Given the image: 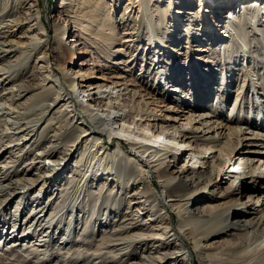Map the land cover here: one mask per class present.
Here are the masks:
<instances>
[{
    "label": "bare ground",
    "instance_id": "1",
    "mask_svg": "<svg viewBox=\"0 0 264 264\" xmlns=\"http://www.w3.org/2000/svg\"><path fill=\"white\" fill-rule=\"evenodd\" d=\"M55 1V11L64 3L69 10L64 14L65 20L62 15L54 16L49 31L43 19L40 0H4V9L0 14V81L2 85L9 82L14 84L10 88H4L5 96L10 95L5 99L11 103H0V117L17 112L15 106L22 107V104L15 105L17 99L26 97L34 89L38 91L31 96L39 98L26 107L37 109L42 116L34 119L28 118L30 116L28 115L24 120L22 118L21 122H10V131L5 128L4 131L0 130L2 143L0 158L2 153L9 149L12 155L16 154L14 147L20 145L16 143L13 146L9 144L5 146L6 138L10 141L19 140V137H22L20 140L45 141L47 140L45 133L47 134L49 128L62 123L66 120L65 116H69L71 123L77 124L74 129L80 133L77 132L72 143L67 145L68 154L74 156L84 143L85 151L88 153L98 151L106 162L108 159L111 160L118 178L114 179L115 174H110L109 168L107 170L106 167L103 170L107 175L105 180L108 181L110 176H114L110 182H117L116 194L119 199L117 202L123 205V200L129 199L130 206L121 216V208L118 206L111 208L107 195L101 193L104 189L107 191L110 189L106 187V183H100L99 208L106 207L109 214L118 212V218L113 221L120 225L114 226L102 237L101 247H112L116 251H122L128 248L125 246L127 244L132 247L133 252L134 248L147 246L152 242L153 246L158 248L155 255L148 259L141 257L135 264H165L164 260L169 257L164 259V254H176L173 262L167 260V264H176L177 260H181L183 264H197V261L199 264H264V193L259 194L264 187V75L258 77L253 71L255 59H251L253 55L248 50L249 39L246 41L248 34L252 33V44L260 48L256 61L264 69V0H128L125 15L120 18L118 24L116 21L113 22V28L107 32L108 35L103 34L106 31L100 27L101 25L95 27L96 23H100L98 18L106 12L111 1L123 0ZM189 6L195 7L196 11L187 12L190 13L187 16L185 13L189 11ZM82 7L91 9L93 14H90V18L87 13L85 16L76 13L75 8L79 10ZM177 8H180L179 11H176ZM169 20L176 27L172 31L167 26ZM129 21L132 23L131 28ZM183 26L185 27L182 28ZM122 28L126 30L123 33ZM178 28L180 30L175 41L180 38L177 44L180 45L183 43V34L184 37L187 36L188 44L184 47L188 48L186 62L200 69L199 73L203 75L202 79L206 84L203 88H208V95L204 90H200L198 94L193 93L195 81H189L187 87H191L190 89L183 88L185 79L181 74L177 81H169L168 75L163 80L162 76L165 75L163 71L160 74V82L165 86L170 82H177L171 86L170 96L176 97L175 100L180 101L181 105L175 106L171 100H164L156 108H152L147 116H140L126 103L136 98L139 102L142 100L151 105V99L146 97L145 101L141 90H133L134 84L123 83L122 79L125 76L107 77L101 69L92 74L84 71L85 67L90 65L83 57L91 52L88 48L91 44L94 45L91 39L101 41L99 37L91 36V30L96 29L98 34L102 33L104 36L100 37L102 46L98 48L109 51L110 62L115 64L118 58L125 57V46L119 44L135 45L141 39V35L147 32L150 44L147 47L156 51L169 39L170 35L167 34L169 30L174 35L173 31ZM223 29L231 39L229 43L231 46L222 45L226 41L219 31ZM158 31L164 32V39L158 36ZM257 36L263 38L259 39ZM233 42L245 53L242 65L249 78L247 89L250 88V92L248 97L241 96V92L236 94L225 115L223 108H227L230 95L228 98L221 96L219 98L217 91L215 94L217 104L214 103L211 107L208 105L214 100L211 94L219 81L217 77H212L217 71L219 61L212 60L211 55L234 49ZM60 46L65 47L71 59L68 65L63 67L54 61H59L62 57L56 54L60 52ZM168 50L179 53L171 46H168ZM34 57L36 59L33 68L29 71L28 67ZM157 60L159 63L162 61L160 57ZM133 61L134 59L118 63L120 65L126 63L124 66L128 67ZM239 63L241 64L237 59L234 69ZM97 64L96 67L100 65ZM179 73L180 70L177 74ZM21 76L24 79H21ZM192 77L193 75L191 80ZM228 78V76L222 78L223 85ZM39 80L41 81L38 82ZM200 93L201 99L197 101ZM229 94L232 92L229 91ZM215 105L222 108L220 112H217L218 107L214 109ZM50 113L57 114L55 120L47 121L42 129L45 132H42L37 125ZM147 121L156 124L147 128ZM157 123L163 127H159ZM60 126L61 124L56 128L59 129ZM60 136V133L55 135L53 142L38 155L52 156L55 149L61 147ZM13 157L10 161H0L4 164H0L1 216L4 215V203L9 204L16 198L8 191V188L16 191L14 185L17 182L11 177L10 172L14 169L13 163L15 167L19 160L15 159L16 155ZM66 160H57L54 169L43 173L41 169L44 166L46 168V163L43 166L37 157L28 163L26 169L30 175L32 174L31 178L27 181L20 179L18 184L25 188L37 185L40 193H46L55 185L57 178L63 176V171L67 167ZM81 166L79 159L74 165L73 173L81 172L83 170ZM96 168L91 171L92 173L96 170L94 180L100 171ZM33 170L40 171L38 177H33L37 173ZM153 178H156L160 188L158 194L149 189L148 184ZM74 179L77 180L75 174L66 184H72ZM137 182L142 184L141 191L130 192V185ZM221 188H224V191L217 197L216 193ZM63 191L64 188H61L60 194ZM24 196L25 194L17 196L21 201L18 203L14 218H10L8 222L4 217L0 218V247L3 243L7 246L13 243L11 248L18 246L20 250L27 253L33 251L36 255L38 251H42L39 248L44 247L47 241L55 239L57 232L50 231V228L58 213L62 212L61 216L64 218L68 210L64 212L63 208L58 213H52L53 219L43 222L42 214H37V209L34 208L29 213L31 216L35 213L36 215L26 224L23 222L25 213L23 207L27 201L26 199L22 203ZM205 196L211 202L203 210L193 212L190 209L191 204L199 202ZM245 196L247 200L243 201ZM42 200L39 194L35 198V202L40 203L38 206L46 204V207L48 204ZM21 206L22 211L19 214ZM141 210L150 213L148 219H152V223L158 220L156 225L159 226V233L153 231L154 227L149 232L145 231L144 226L148 221L143 223L139 216ZM70 211H74V208ZM239 211L242 212L244 219L240 223L237 221L228 223L227 221ZM62 232L63 237L59 245L66 249L67 244L71 243L67 241L71 240L73 231L69 226ZM259 232L262 233L261 237H258ZM223 234L232 235L236 240L223 241L220 237ZM214 237L220 240L214 241ZM173 240H178V243L173 244L174 248L171 247ZM215 245H218L217 248L222 247L219 253L210 252L211 247ZM165 251L167 253H164ZM104 253L94 254L99 257ZM62 254L70 258L74 253L66 249ZM116 258L113 262H117Z\"/></svg>",
    "mask_w": 264,
    "mask_h": 264
},
{
    "label": "rangeland",
    "instance_id": "2",
    "mask_svg": "<svg viewBox=\"0 0 264 264\" xmlns=\"http://www.w3.org/2000/svg\"><path fill=\"white\" fill-rule=\"evenodd\" d=\"M65 1L67 2V0H65ZM164 1H166V0H164ZM109 2H110V0H109ZM111 2L112 3H109L106 12H104L101 16H99L98 19H100V23L98 22L95 25V27H98L101 25L100 27L105 29V31H106V32H103V34L106 33L107 35L113 28L112 27L113 22L116 21V23L118 24L120 18L125 15L124 13H125L127 5H128L127 4L128 0H123L122 2L121 1L120 2L111 1ZM40 3H41L42 10H43V19H44V22H45L47 28L49 29V31H50L51 26L53 24V20H54L55 15L56 16L62 15L64 20H65L66 15H64V14H66L67 11L69 10L67 4L64 3L61 8H59L58 10L55 11V9H54L56 7L55 6V3H56L55 0H40ZM3 5H4V0H0V14L2 13L1 11L4 9ZM160 5L162 6V4H160ZM152 7H154V5ZM189 7H190V9H189ZM189 7H188L189 11H186V13H185V15H187V16H189L190 13L196 11L195 7H192V6H189ZM83 8L84 7L79 8V10L77 8H75L76 13L79 16H85V14L87 13L88 14L87 16L90 18L91 15L93 14L91 9H89V7H85L86 9H83ZM179 9L180 8H177L176 11H179ZM188 9H185V10H188ZM81 10H83V11H81ZM110 11H111V13H109ZM187 12H190V13H187ZM225 14H226V12H225ZM130 22L131 21H129L128 23H130ZM167 26L171 31H172V29L176 28V27H174V24H173V22H171V20H169V22H167ZM131 27H132V23L129 24V28H131ZM184 27L185 26H183L182 28H184ZM123 29L124 28H122L121 33L126 31ZM219 29H220V27H219ZM170 30L167 33L170 35L169 39L167 41H165L164 46H159L158 50H156V51L148 49L150 44L148 41V33L147 32L143 33L141 35V39H139V41L136 42L135 45L132 43H129V44L125 43L123 45L119 44V46H125L124 47L125 57L121 56L120 58H118L116 60L115 64L110 62L111 58L108 55L109 51H107L103 48H98L99 46H102V39L101 38L104 37L103 35H101L102 33L98 34L96 29L91 30V36L99 37V39L101 41L98 40L99 41L98 42L97 40L91 39V42L95 46L92 44H91V46H88V48L91 50V52L89 54H85V56L83 57V60H86L87 62L90 63L89 67L86 66L84 71L87 74H92L97 69H101V72L104 73L107 77H110L113 75L125 76L122 79L123 83L134 84L133 90H141L143 98L145 96V99H144L145 101L147 100L146 97H150V99H151V100L149 99L150 102L152 103L151 105H147L146 102H143L142 100H140V102H139V99H136V98L135 99L132 98L131 100H129L128 103H126L129 106V108L135 109L136 115L139 114L140 116H144V115L147 116L149 114L150 110H153L154 108H156L157 105L161 104L164 100L165 101L171 100L173 102V105H175V106L181 105L180 101L175 100L176 97L172 98L170 96L171 86H173L174 84H177V82H170L166 86L164 85L163 82H160L161 81V78H160L161 75L160 74L163 71L165 74L164 76H162L163 80L166 79L167 75H168L170 78L169 81L170 80L171 81L172 80L177 81V78L179 79L180 78L179 76L181 74L183 76V78L185 79V81H183V82H185V85H183V88L185 87V89H190L191 87H189V88L187 87V86H189V83H190L189 81H191V82L195 81L196 86L194 87L193 93L198 94V92L200 90H204L206 92V94L208 95V88H206V89L203 88L204 85H206V84L204 82V79H202L203 75H201V72L199 73L200 69L194 65L191 66L189 62H186L188 59V52H187L188 48H184V47H186L188 44L187 43V41H188L187 36L184 37V34H183V40H182L183 43H181L180 45H177L180 42V38H178L177 41H175V39L178 37V33H179L180 29L179 28L175 29L173 31L174 35L170 32ZM133 31H136V30H133ZM219 32L221 34H223V37L225 38V41H226V42L222 43V45L223 46H225V45L231 46L229 44L231 42V39H230V37H228L226 35L227 33H225L224 29L220 30ZM157 33L161 39H164V32L163 31H161V32L158 31ZM257 38L262 39L263 37L257 36ZM247 40H248V50L251 51L250 53H251V55H253V58H251V59H255V61H256L257 55L260 52V48H258L257 45L255 46V44L254 45L252 44V42H253L252 41V33L250 35L248 34V36L246 37V41ZM127 46H131V47H127ZM168 46H171L172 48H176L177 51H179V53L180 52L181 53L177 54L174 51L169 52ZM232 46H235L234 49L232 48L233 50L228 49L226 52L223 51V52H219V54L211 55L212 60L219 61V64L216 66L217 71H215V74H213V76H212V77H217V79L219 81H217V84L215 85V87L213 86L214 88H213V93L211 94V98L214 97L213 98L214 100L211 103H209L208 105L211 107V106H213L214 103L217 104L216 101L218 99L215 98V94L217 93V91L219 94V98H220V96H221V98H223V97L228 98V96L230 95L231 99L228 102L227 108H223V113L225 115H226V112L228 110V107H230L229 105L232 103V101H234V97L236 94H239L241 92V96L248 97V94L250 92V90H249L250 88L247 89L249 78L247 77V74L245 73V67L242 65V63H243L242 60L244 59L245 53L242 51L240 46L239 47L237 46V44L235 42H233ZM59 51L60 52L59 53L57 52L56 54H60V55H62V57L59 61H56V60H54V61L57 62V64L61 67L68 65V62L71 59H70L69 55L67 54L65 47L60 46ZM236 51H237V53H236ZM109 54H111V53H109ZM15 57H13V59ZM158 57H160V59L162 60L161 63H159V61L157 60ZM35 59H36V57L33 58L31 65H29V67H28L29 71L32 70ZM132 59H134V61L132 63H130L128 67L124 66V65H126V63L123 65H120L118 63V61L119 62L120 61L125 62V61L132 60ZM237 59L239 60V62H241V64L239 63V65L236 66L237 67L236 68L237 70H236V69H234V63L236 62ZM255 61L253 62V71L255 72L256 76L260 77V75L261 76L264 75V69H262L259 66L258 62L257 61L255 62ZM5 62H7V61H5ZM93 63H94V65H92ZM97 63H99L100 65L96 67ZM184 64L187 65V68H186V65L184 66ZM124 69H126V70H124ZM178 70H180L179 74H177ZM176 74H177V76H176ZM191 75H193V77H192L193 80L190 79ZM227 76L229 78L225 81V83L223 85L222 84V78L227 77ZM21 79H24V77L21 76ZM40 81L41 80H39L38 82H40ZM17 82H19V80ZM13 84H14V82H9L6 85L5 84L2 85V82L0 81V103L1 104L5 103V102H7V104L11 103V101H6L7 99H5L6 97H8L10 95L5 96V94L3 92L6 90L4 88H6V87L10 88ZM228 85H229V87H228ZM37 91H38V89H34L26 97L21 98V99L20 98L17 99L15 105H18V104L21 105L22 104L21 105L22 107H17L13 104V106H15V108H16L15 110L17 112L11 113L9 115L5 114V116L2 115L0 117V130L4 131V128H5L6 130L10 131V129H11L10 128L11 127L10 122H21L22 118L24 120L28 115H30V116H28V118L32 117L34 119L40 118L42 116V114H39L40 111H38L37 109H34V108L28 109L26 107L27 105H31L33 102L37 101V99L39 97H32L31 96L33 93H36ZM229 91H231L232 94H229ZM211 92H212V89H211ZM263 93H264V91H263ZM201 94L202 93L199 94L200 96L198 95L197 101L201 99ZM171 95H172V93H171ZM29 96H31V97H29ZM215 99H216V101H215ZM23 103H25V105ZM194 105H196V102L194 103ZM25 107H26V109H25ZM217 107L218 106L215 105L214 109H217ZM21 108H23V109H21ZM218 108L219 109H217V112H220L222 108H220V107H218ZM56 115L57 114H55V113L46 114L45 119H43L39 123V125H37V127H39V129H41V130L44 129L47 121H50L53 119L55 120ZM19 116H21V117H19ZM65 118H66V120L63 121L62 123H60L61 126L59 127V129L56 128V126L60 125L59 123L56 125H53V126H51V128H49L47 134L45 133V136L47 137V140H45V141H44V139H40L37 142H33V139H31V140L21 139L20 140V138H22V137H19V140H15L16 137L13 138V140H15V141H10L9 138H6L4 140L5 146L8 144L13 146L16 143H20V145H17L14 147V148H16L15 149L16 154L12 155V153H10V149H9L7 151H4L2 153L1 158H0L1 162H3L4 160L10 161L11 157L16 155L15 159L18 158V160H19L18 162H16L18 164L15 167H14V163L12 165L13 167L11 166L12 168H14L13 169L14 171L11 170L12 168L10 169L11 172L9 170V172L11 173V177H13L14 180H16L17 184L14 185V188H16L15 192L12 191V188H8L9 189L8 191L10 193H13V195L16 198H15V200L14 199L11 200L12 202L9 204H8V202L4 203V208H3L4 209V215L3 216L0 215V218L4 217L7 222H8V220H10V218H14V215L17 212V208L19 207L18 203L21 201V200H19V197H17V196L18 195L20 196L23 194H25V196L23 197L22 203L27 199V201L25 203L26 205H25V207H23V209H25V210H23V211H25V213L23 215V222L26 224H28L32 220V217L36 215V213H35L33 216H31V214L29 213V212L33 211L34 208L37 209V211H36L37 214H42V219H44L43 222L51 221L53 219L51 217V214L52 213H58L63 208H64L63 209L64 212H66V210H68V212H67L66 216H64V218L61 216L62 212L58 213L57 217L53 221L52 227L50 228V231L57 232L55 237H54L55 239H51V241H47V242L45 241L46 245L44 247L43 246L40 247L39 250H42V251H38L37 252L38 254H36V255L33 254V251H29V253H27L25 251H22V249L20 250V248L18 246L11 248L13 243H11L8 246L5 245L4 243L1 244V247H0V264H115L117 262H118V264H135V263H138V261H140L141 257H145L148 259L149 257L155 255V252L158 248H156V246H153L152 242L148 243L147 246H139L137 248H134L133 249L134 253L131 252L132 247L130 248L129 245L127 246V244H125V246L128 248L124 249L122 251H116L112 247H110V248L101 247L100 244L102 243V240H103L102 237L107 232L112 230L114 226L119 227L120 225H118V222L115 224L113 221L114 219L118 218L117 217L118 212L109 214V211L106 209V207L101 206L99 208V206L101 205V202L99 201V197H98L99 192H100V183H102V182L106 183V187H108L110 189L109 191L104 189L103 191H101V193L104 194V196L107 195L109 205H112L111 208H116V206H118V208L119 207L121 208V210H120L121 216H122V214L124 215V213H125L124 211L126 210V208H128L130 206L129 205V199L123 200V205L121 203L117 202V200H119L118 195L116 194V190L118 188V187H116L117 182L116 181L110 182L111 177L116 176L117 171L115 169V166L112 164L111 160L108 159L106 162L105 159L102 158L103 155H100V153H98V151L88 153L87 150L85 151L86 145L84 143L81 145V150L78 151L74 156L71 157L68 154L69 148L67 145L72 143L71 141L74 140V137L76 136L78 131H76L74 129V126L75 125L77 126V124L71 123L72 121L69 118V116H65ZM6 121H8V122H6ZM155 124L152 121L146 122V125L148 126L147 128H149V126H151V125L153 126ZM157 125L159 127H163L162 124H160V123L159 124L157 123ZM42 132H45V130H42ZM58 132L61 134V136H60V138H61L60 140H62V141H60L61 147L55 149V152L52 156H44V155L39 156L38 153H41L44 150H46L47 145L53 142L52 139L56 138L55 135L59 134ZM78 133H80V132H78ZM0 145H2V143H0ZM20 148H21V150H23V149L24 150L21 151ZM80 152L82 154H80ZM37 157H39L41 164L43 166H44V163H46V168H44L45 167L44 166L43 169H41V172H43V173L46 172V170H50V169L52 170V168L56 164L57 160L65 161L67 159L66 160L67 161V164H66L67 167L63 171V176L57 178L58 180L55 182V185L52 187V189H50L46 193H44V192L40 193L39 192V186H37V185H34L30 188H28V187L25 188V187H22L21 185L18 184L20 179L27 181L31 178L32 174L30 175L26 171V169H27V166L29 165L28 163L32 160H35ZM79 159H81V164H82L81 168H83V170L81 171L82 173L81 172H79L78 174L75 172L73 173V170L75 169L74 165L76 164V162ZM0 164L4 165L3 163H0ZM108 165L110 167H108ZM112 165H113V167H111ZM94 167L95 168L97 167L100 170L99 172H97V173H99L98 177L96 178L97 180L96 179L94 180V178H95L94 174H95L96 170L91 173V171ZM106 167H107V170L109 168L108 172L110 174H115L114 176H110L109 177L110 179L108 181L105 180V178L107 177V175H105L106 171H103ZM113 169H115V170H113ZM34 172H37V173H36V175H33V177H35V178L38 177L37 175L40 174V171H34ZM84 172H86V173H84ZM100 173H102V175ZM74 174H75V177L77 180L74 179L73 183L70 185L66 184L67 180L72 178V175H74ZM84 174H85V176H84ZM91 174H93V175H91ZM117 178L118 177L116 176L114 179H117ZM98 179H100V180L98 181ZM118 181H120V179H118ZM148 185H149V189H151L152 191H155L157 194L159 193L160 188L158 187L156 178H153L151 180V182H149ZM24 186H25V184H24ZM68 186H69V188H67ZM114 186H115V188H114ZM141 186H142V184L137 182V184H135V185H130L129 191L130 192H133L134 190L141 191V189H142ZM226 186H228V185H225V187ZM61 188H64V191L62 194H60ZM212 189H214V188H212ZM223 191H224V188L219 189L216 193L217 197L219 195H221L223 193ZM53 193H54V195H53ZM262 193H264V187L259 192V194H262ZM38 194L40 195V197L43 198L42 201H45L48 204L46 207H45L46 204L42 205V206H38V204H40V203L35 202V198ZM246 195H248V194H246ZM208 199L209 198H207V196H205L203 199H200L199 202L198 201L194 202L193 204H191L190 209L193 212H199V211L203 210L204 207L207 206V204L209 202H211ZM246 200H247V198L245 196V198H243V201H246ZM215 201H212V202H215ZM39 207H40V210H38ZM72 208H74V211H70ZM21 211H22V206L19 208L18 213L20 214ZM141 211L142 212L139 213L140 214L139 216L143 220V223H144V221H148L147 225L144 226V229H146L145 231L149 232L154 227L153 231L156 233H159L160 232L159 226L156 225V224H158V220H157V222L152 223L153 220L148 219L150 213H148V212L145 213L144 210H141ZM134 213H136V212H134ZM29 214L31 217L29 216ZM139 216L137 215V217H139ZM96 217H97V221H95ZM21 219L22 218H20V220ZM243 219H244L243 214L241 211H239V212H237V214L233 215L230 218V220L227 222L233 223V222L237 221L240 223ZM12 221L13 220H11V222ZM1 224L3 225V222H1ZM116 225H118V226H116ZM69 226L71 228V231H73V233L71 235V237H72L71 240L67 241V243L68 242L69 243L71 242V243L67 244L66 249H68V250L70 249L71 253H74V254H72V257H70V258L66 257L67 255L65 256L64 254H62L64 252H66V249L61 248L62 245L61 246L59 245L60 240L63 237L62 230L65 231V229H68ZM86 227H89V228L87 229ZM74 228L76 229L75 231H74ZM48 233H49V231H48ZM261 235H262V233L259 232L258 237H261ZM220 237L223 239V241L224 240H230V241L236 240V237H234L232 235H224L223 234ZM213 239H214V241L220 240V238H215V237ZM38 242L40 243V241H38ZM172 242H174V243L171 244V247L174 248L175 245H173V244L178 243V240H173ZM204 244L207 245V243H204ZM40 245H42V244H40ZM209 245L210 244H208V246ZM216 246H218V245L212 246L210 249V252L219 253V251H220V249H222V247L217 248ZM58 247H59V250H58ZM126 247H124V248H126ZM45 250L46 251L48 250V251L44 253ZM34 251L36 252L35 249H34ZM102 252H105V253L100 255L101 257L100 256L97 257L94 254V253H102ZM40 253H43V254L40 255ZM164 253H167V252L165 251ZM170 255L164 254V256H165L164 259L169 257L167 260H171L173 262L176 254H170ZM116 256H117V258H116ZM115 258L117 259V262H113V260H115ZM167 260H164L165 264L168 263ZM176 264H183V262H181V260H177ZM197 264H199L198 261H197Z\"/></svg>",
    "mask_w": 264,
    "mask_h": 264
}]
</instances>
